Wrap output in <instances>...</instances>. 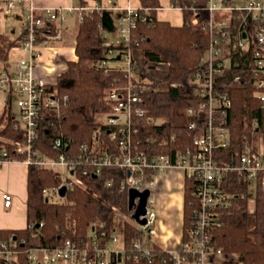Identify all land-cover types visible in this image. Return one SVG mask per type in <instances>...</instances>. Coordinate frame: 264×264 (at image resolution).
<instances>
[{
  "label": "built area",
  "instance_id": "2783aa9c",
  "mask_svg": "<svg viewBox=\"0 0 264 264\" xmlns=\"http://www.w3.org/2000/svg\"><path fill=\"white\" fill-rule=\"evenodd\" d=\"M107 2L112 5L114 0ZM1 5H4L6 12H15L20 8L25 28L19 43L10 44L5 57L0 58V95L4 97L0 111V167L22 161L28 166L54 170L61 182L58 186L45 188L43 192L48 198L59 196L62 199L66 197L60 195L62 186H66L68 192L75 183L80 182L76 168L82 164L85 166L84 174L91 172L96 177L102 175L104 167L126 169L127 174L117 180V187L128 191L130 188L141 191L149 188L152 191L157 174L171 167L182 168L186 178L194 181V195L198 204L194 208L188 236L183 240L181 249L165 250L176 264H230V256L213 246L210 229L216 224L218 212L225 209L233 198H243L249 194V207L252 208L258 189L264 192V136L260 135L245 145V149L235 159L228 160L216 155L219 147L229 144L231 131L224 119L225 113L217 119L213 112L218 102L229 108L231 99L224 93L217 94L215 76L223 72L231 55L239 53L237 57L242 58L247 54L250 57H246V61L255 76V83L259 89L264 88V0H208L210 19L204 30L211 35V40L193 80L198 95L203 99L200 109L209 108V121L204 133L174 159L168 154L149 155L135 143L138 120H142L146 114L139 89L135 85L139 81L150 80L144 79L141 74V77L136 76L137 62L130 40L132 31L139 23L152 20V7L126 6L113 28L109 29L114 31V35L109 40L107 35H103L110 47L98 66L105 72L119 71L127 83L113 86L107 91L105 99L111 108L101 120L102 124L94 133L92 142L85 144L78 153H66L71 139L57 137L51 143L55 151L49 153L43 151L37 141L47 110L57 111L62 104V99L50 89L61 74L55 72L54 58L60 54L56 43L63 39L62 26L73 12H78L80 22L84 12H107L112 6L100 1L78 7L40 6L35 0H0ZM100 27L102 31L108 29L104 23ZM251 43L255 46L250 47ZM15 50H21L25 55L14 60L11 53ZM46 50L51 51L49 63L52 65L44 61ZM241 77L238 74L235 78L239 80ZM260 95L264 99V94ZM195 111L194 108L187 110L189 115ZM253 123L258 125L257 120ZM7 126L18 130L22 134L21 139L3 135L1 131ZM195 126L192 122L191 127ZM103 127L108 129V137L101 135ZM232 173L244 179L247 192L236 194L226 187ZM107 183L112 185L114 182L108 180ZM2 196L4 206L10 207L13 195L6 191ZM154 204L151 192L147 212L142 215L146 218L145 225L136 219L135 222L130 221L128 214L117 213L122 223L130 221L142 229L143 238L134 239L130 246L125 244L121 224L109 236L105 231L101 235L94 231L84 245L66 239L62 245L53 248L33 247L29 250L28 261L30 264H55L60 261L69 264H125L127 259L137 262L152 260L155 255L152 241L148 244L145 237L155 233L157 213ZM15 246L14 240L1 242L0 255L6 261L16 259ZM233 256L234 260L239 258L237 254Z\"/></svg>",
  "mask_w": 264,
  "mask_h": 264
},
{
  "label": "trees",
  "instance_id": "16d2710c",
  "mask_svg": "<svg viewBox=\"0 0 264 264\" xmlns=\"http://www.w3.org/2000/svg\"><path fill=\"white\" fill-rule=\"evenodd\" d=\"M171 3L182 9V25L176 26L158 18L159 0H142L144 7H152V20L139 23L132 31L130 47L143 52L142 62H137L141 75L144 76L145 65L150 62L167 69L164 77L139 81L135 85L146 110L143 119L138 120L135 143L149 155L168 154L174 159L192 146L194 139L203 134L208 125L209 108L200 109L203 99L198 95L193 78L211 39L204 30L210 19L208 0H171ZM104 13L97 10L83 13L76 31L78 59L70 61L67 71L50 86L62 99V104L57 111L47 110L41 122L37 144L43 151L54 153L51 143L62 136L71 139L66 153H78L85 144H90L102 124L98 117L111 108L105 99L107 91L127 83L119 71L105 72L98 66L110 47L100 27ZM2 37L0 33V39ZM254 46L251 43L250 47ZM3 53L0 46V55ZM238 54L231 55L223 72L215 76L217 94L224 93L231 99L229 108L218 102L213 112L217 119L225 113L224 119L231 131L229 144L216 150L218 157L228 160L235 159L254 138L264 136V99L260 95L264 94V88L257 87L255 76L248 68L246 57L250 56L245 54L239 58ZM238 74L242 75L239 80L235 78ZM189 108L196 110L194 114H188ZM254 120H257V126ZM192 122L195 127H191ZM107 130L103 127L101 135L108 137ZM1 133L17 139L22 137L18 130L8 126ZM28 167L27 225L24 228H0V243L14 240L17 250V258L12 261H6L0 255V264H30L28 255L33 247L53 248L62 245L66 239L84 245L94 231L100 235L105 231L109 236L121 224L126 246L136 238H143L142 229L130 221L122 223L117 217V213L132 214L128 190L117 187V180L126 176V169L104 167L102 175L96 177L91 172L84 174L85 166L79 165L76 175L80 182L75 183L64 199L54 200L52 197L47 200L43 191L60 184L58 174L52 169ZM108 180L114 183L108 185ZM225 185L236 194L248 191L244 179L235 173L230 174ZM194 187V181L186 178L183 240L188 236L194 208L198 204ZM248 196L233 198L225 209L218 212L216 224L210 229L216 249L239 256L230 264H264V192L258 189L252 208ZM145 241L148 244L152 241L153 259L138 262L127 259L125 264H176L171 254L150 235Z\"/></svg>",
  "mask_w": 264,
  "mask_h": 264
},
{
  "label": "crops",
  "instance_id": "0c3cea01",
  "mask_svg": "<svg viewBox=\"0 0 264 264\" xmlns=\"http://www.w3.org/2000/svg\"><path fill=\"white\" fill-rule=\"evenodd\" d=\"M40 6H63V7H78L83 4H93L95 1H100L101 3L112 6L107 11V14L112 19L113 24L120 16L122 10L128 6H141L142 0H114L113 4H109L107 0H35ZM85 1V3H83ZM161 6L157 10V16L160 20H167L173 25L179 26L183 23V12L179 7L172 5L171 0H159ZM179 12L181 16L179 15ZM78 12H73L63 24L62 28L64 35L66 37H72L69 33L73 22L78 21ZM182 22H179V20ZM72 52L75 49V45L71 48ZM69 52V50H68ZM28 165L22 161H15L7 163L0 167V177L7 176L9 178V184L6 191L13 193L19 192L22 188V181L25 179V197L27 201V173ZM155 188L158 189L157 197L158 213L159 208L164 206V210L167 211V215L172 217L171 221H167L162 224V230L168 231L159 236L157 239L159 243H166L170 240L174 241L173 245H177L180 242L182 232H183V222H184V178L181 173L173 170V173L168 172L164 175H158L155 177ZM4 191V192H6ZM152 192V191H151ZM14 197V195H13ZM26 201L24 208H21L19 199L14 197L13 203L10 207H6L7 211L3 210V217H0V228H24L27 225V208ZM155 201V200H154ZM155 206V204H154ZM156 232V231H155ZM155 233L151 236L154 240ZM155 241V240H154ZM163 246V245H162ZM165 248V246H163ZM55 264H69L65 261H60Z\"/></svg>",
  "mask_w": 264,
  "mask_h": 264
},
{
  "label": "rangeland",
  "instance_id": "374dc122",
  "mask_svg": "<svg viewBox=\"0 0 264 264\" xmlns=\"http://www.w3.org/2000/svg\"><path fill=\"white\" fill-rule=\"evenodd\" d=\"M179 15L181 16L180 12ZM179 22H182L179 20ZM24 16L23 13L21 12L20 8L18 10H16L15 12H6L4 5L0 6V33H2V36L5 38L3 40V37L0 39V46L4 49V53L2 55H0V58L5 57L6 55V50L7 47L12 44H18L20 38L23 37V30H24ZM76 31H77V21L73 22V26L71 27L69 33L72 37H66V35H63V39L62 41L59 43H56V45L58 46V52L60 54H57L56 57L54 58L56 64H55V72H61L60 76L65 73L68 69L69 66V62L70 61H76L78 59V56L76 55V52H72V49H68L66 50L68 47L71 48L73 45L76 46ZM103 35H107L108 36V40L110 37H112L114 35V31L113 30H109V28L106 30H103ZM22 34V35H21ZM210 39H211V35H210ZM50 50H46L44 57L47 63H49V54H50ZM12 59H17L23 55H25V53H23L21 50H15L12 51ZM133 54H134V58L136 60V62H142L143 60V52L141 49L139 48H133ZM1 61V60H0ZM2 62V61H1ZM0 62V63H1ZM50 65H52L51 63H49ZM140 67H137V72H136V76L137 77H141L140 75ZM144 79L146 80H150L151 78H162L167 74V69L164 66L161 65H157L154 62H150L148 64L145 65L144 68ZM60 76H58V79L60 78ZM4 105V97L2 95H0V111H1V107H3ZM105 114H102L98 117V120H103ZM162 121V119L160 120V122ZM173 170L178 171L179 173H181L182 177L184 178V184H185V180H186V172L184 169L179 168V167H171L168 170H165L158 175H164L167 174L168 172H171V174L173 173ZM9 184V178L7 176H3L0 177V217H3V210L7 211V208L4 206V202H3V192L6 191V189L8 188ZM22 189L17 192L16 194L13 193L15 198L19 199V203L21 205V208H24L25 205V201H26V197H25V179H23L22 181ZM158 189L154 187H152V198L155 200V206L154 209L157 213V217H156V222L154 225L155 228V235H154V240L158 242V238L161 234L168 232L163 231L162 230V224L166 223L167 221H171L172 217L167 215V211L164 210V206H161L159 208V213H158V207L160 206V204H158V199H156L157 197V192ZM54 200H58L61 199L59 196H54L53 197ZM253 203V202H252ZM128 219L130 221H134V218L132 217V215H127ZM158 237V238H157ZM174 241L170 240L169 242L166 243H159L163 246H165L166 249L168 250H179L181 249L182 245H183V232H182V236L180 239V242L177 245H173ZM227 256L229 258V262L234 260V256L233 254H228Z\"/></svg>",
  "mask_w": 264,
  "mask_h": 264
},
{
  "label": "water",
  "instance_id": "95a60500",
  "mask_svg": "<svg viewBox=\"0 0 264 264\" xmlns=\"http://www.w3.org/2000/svg\"><path fill=\"white\" fill-rule=\"evenodd\" d=\"M103 23L109 29L113 28L112 19L107 14V12L104 13ZM59 192L61 196H65L67 193V187L62 186ZM150 194H151V190L149 188H146L142 191L137 188H130L128 191V205H129V209L133 210L132 217L136 219V221L139 222L141 225L146 224V218L142 217V215H145L147 212V203ZM137 198H138V202H136ZM46 199L49 200L48 197H46Z\"/></svg>",
  "mask_w": 264,
  "mask_h": 264
}]
</instances>
